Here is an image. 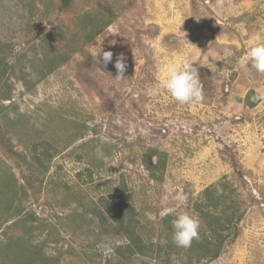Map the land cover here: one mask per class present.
Segmentation results:
<instances>
[{
  "label": "rangeland",
  "instance_id": "obj_1",
  "mask_svg": "<svg viewBox=\"0 0 264 264\" xmlns=\"http://www.w3.org/2000/svg\"><path fill=\"white\" fill-rule=\"evenodd\" d=\"M99 22L86 41L85 24ZM46 41L65 62L37 82ZM252 43H264V0H0V246L26 230L47 264H188L125 258V231L164 244V207L202 231L193 205L224 180L237 208L220 256L204 264H264V99L243 107L231 92L240 76L264 91L244 60ZM101 51L112 61L90 54ZM185 59L199 70L201 103L148 94ZM148 148L168 153L162 181L145 169Z\"/></svg>",
  "mask_w": 264,
  "mask_h": 264
},
{
  "label": "trees",
  "instance_id": "obj_2",
  "mask_svg": "<svg viewBox=\"0 0 264 264\" xmlns=\"http://www.w3.org/2000/svg\"><path fill=\"white\" fill-rule=\"evenodd\" d=\"M61 2L63 6L67 7L71 0H61ZM103 24L105 23L99 22L88 28L86 23L85 29L83 28L85 33L84 39L89 41L94 38L103 30ZM59 34L62 38L63 32L60 31ZM72 40L73 36L72 39L70 38V41ZM47 46H49V43L46 41L44 47L48 51L44 49L43 55L38 59L39 66L35 70L37 82L53 73L65 62V58L61 60L59 54L57 52L52 53L51 47L47 48ZM5 57L6 54L3 57L0 56V85L8 69L2 66V59ZM4 97L7 99V96ZM258 101L259 99H256L255 91L251 90L246 96L245 105L254 107ZM167 158L168 153L166 151L158 148L147 149L143 156V163L151 179L155 181H162L164 179ZM236 208L237 204L233 201L231 190L229 191L227 183L224 180L219 181L214 186L206 188L202 192V196L193 205L194 212L205 220L206 228L202 231L199 230V239L194 240L191 247L185 249L175 246L172 241V218L168 216L164 219L168 229V234H164L166 237L164 244L154 243L152 233L149 234L148 238H145L143 235L128 229V232L125 231V235L129 238V242H126L123 248H119V251H122V255L125 258L127 255L144 253L149 255V257L165 259L167 263L170 262L172 255L177 256L179 259L182 257L181 260H187L188 264L210 262L217 259L223 250L225 241L230 233L228 232V224L231 223V218L233 217L230 211ZM111 209L112 207L110 206L108 210L111 211ZM114 220L119 223L117 217H114ZM129 220V223H132V219L130 218ZM162 236L161 233L160 238ZM35 247L33 241L28 236V231L21 230V235L17 239H9L3 246H0V264H47L49 257L41 252L35 253L33 250Z\"/></svg>",
  "mask_w": 264,
  "mask_h": 264
},
{
  "label": "clouds",
  "instance_id": "obj_3",
  "mask_svg": "<svg viewBox=\"0 0 264 264\" xmlns=\"http://www.w3.org/2000/svg\"><path fill=\"white\" fill-rule=\"evenodd\" d=\"M102 53V57L101 54ZM97 61L108 64L112 61L111 51L91 52ZM244 60L250 63L256 72L264 74V43H252L244 53ZM114 67L117 70L116 78L124 76L126 63L124 55L121 53L115 61ZM164 75L159 78L157 85L149 90V95H157L161 90L166 91L170 97L181 105L199 104L203 101V89L199 77V70L192 63L185 59L173 62L161 70ZM264 99V96L259 97ZM176 201H184L186 197L182 193H177L174 197ZM160 217L174 215L172 220V241L179 248H189L194 240L199 239V220L187 212H177L173 207H164Z\"/></svg>",
  "mask_w": 264,
  "mask_h": 264
},
{
  "label": "crops",
  "instance_id": "obj_4",
  "mask_svg": "<svg viewBox=\"0 0 264 264\" xmlns=\"http://www.w3.org/2000/svg\"><path fill=\"white\" fill-rule=\"evenodd\" d=\"M238 66L240 67V64H238ZM242 69H245V68H242ZM250 81H251V78L249 76L247 77L240 76L239 81L235 80V83L232 87L231 92L234 95L233 99L236 100V103L234 102L236 105L242 104L243 107L247 106L245 105V99H246L247 94L251 90L255 91L256 99H260L259 97L264 96V91H261V87H258V85L253 84V82L250 84ZM262 101L263 100L260 99V102Z\"/></svg>",
  "mask_w": 264,
  "mask_h": 264
}]
</instances>
